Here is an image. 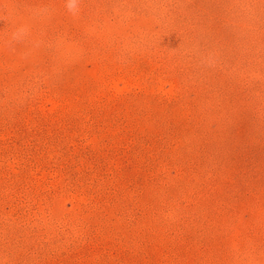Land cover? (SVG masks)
Segmentation results:
<instances>
[{"label": "rangeland", "instance_id": "1", "mask_svg": "<svg viewBox=\"0 0 264 264\" xmlns=\"http://www.w3.org/2000/svg\"><path fill=\"white\" fill-rule=\"evenodd\" d=\"M0 264H264V0H0Z\"/></svg>", "mask_w": 264, "mask_h": 264}, {"label": "clouds", "instance_id": "2", "mask_svg": "<svg viewBox=\"0 0 264 264\" xmlns=\"http://www.w3.org/2000/svg\"><path fill=\"white\" fill-rule=\"evenodd\" d=\"M65 7L69 12L75 13L78 9V0H65Z\"/></svg>", "mask_w": 264, "mask_h": 264}]
</instances>
